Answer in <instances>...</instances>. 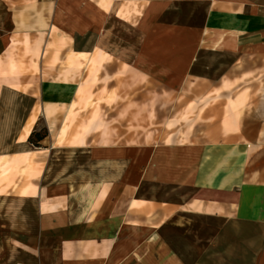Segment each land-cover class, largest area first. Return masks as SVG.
I'll return each instance as SVG.
<instances>
[{
    "label": "crops",
    "instance_id": "1",
    "mask_svg": "<svg viewBox=\"0 0 264 264\" xmlns=\"http://www.w3.org/2000/svg\"><path fill=\"white\" fill-rule=\"evenodd\" d=\"M92 54L238 105L203 141L74 156L52 108ZM1 168L0 264H264V0H0Z\"/></svg>",
    "mask_w": 264,
    "mask_h": 264
},
{
    "label": "rangeland",
    "instance_id": "2",
    "mask_svg": "<svg viewBox=\"0 0 264 264\" xmlns=\"http://www.w3.org/2000/svg\"><path fill=\"white\" fill-rule=\"evenodd\" d=\"M94 56L69 61L81 88L72 113L66 108H52V122L56 124L50 127V144L60 148L81 146L74 156L84 157L87 149L101 145L203 141L208 135L207 123L211 126L219 120L216 108L224 106L230 123L238 105L229 102L231 95L226 99L216 94L193 97L191 90L197 87L192 84H179L171 91L167 85H160V79L151 72L130 69L119 60H113L107 69V57L96 61ZM204 111L210 114L207 120L201 116ZM62 128L65 138L57 142ZM36 131L37 135L46 133L47 138L43 119ZM16 170L14 175H19ZM9 175L10 169L1 168L0 182H8Z\"/></svg>",
    "mask_w": 264,
    "mask_h": 264
},
{
    "label": "trees",
    "instance_id": "3",
    "mask_svg": "<svg viewBox=\"0 0 264 264\" xmlns=\"http://www.w3.org/2000/svg\"><path fill=\"white\" fill-rule=\"evenodd\" d=\"M35 137V142L33 141V138ZM46 137V133H43L42 135H37L35 133H30V135L27 138V141L34 147H39L38 142L43 140ZM34 142V143H33Z\"/></svg>",
    "mask_w": 264,
    "mask_h": 264
}]
</instances>
